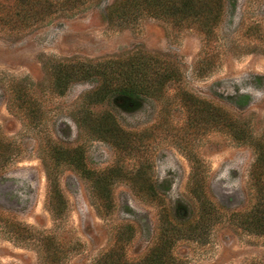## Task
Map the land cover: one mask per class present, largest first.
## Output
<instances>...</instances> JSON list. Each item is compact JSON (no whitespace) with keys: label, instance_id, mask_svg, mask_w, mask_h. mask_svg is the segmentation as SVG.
<instances>
[{"label":"rangeland","instance_id":"obj_1","mask_svg":"<svg viewBox=\"0 0 264 264\" xmlns=\"http://www.w3.org/2000/svg\"><path fill=\"white\" fill-rule=\"evenodd\" d=\"M35 1L0 0V132L19 155L0 169V264H40L38 247L16 240L3 227L15 223L53 233V258L60 264H97L109 259L115 246L123 262H139L160 240L164 211L175 208L180 215H169V226L180 224L175 219L186 226L197 217L189 154H197L206 166L220 216L197 240H179L172 264H264V236L243 229L239 221V213L257 204L251 180L254 148L193 120L183 100L191 94L228 108L255 137L264 134V0H219L222 22L208 43L186 18L144 17L131 26L111 25L107 11L119 0L82 3L68 18L56 8L44 11ZM205 1L209 10L217 0ZM134 52L169 60L181 80L163 102L150 101L129 112L112 103L92 107L96 113L112 111L135 139L136 149L121 151L74 122L97 82H74L60 93L52 71L63 61L98 62ZM35 116L42 119L31 121ZM50 136L83 146L89 170L113 171L110 212H99L90 182L65 166L59 180L67 206L62 224L55 222L42 160ZM163 181L158 202L135 184Z\"/></svg>","mask_w":264,"mask_h":264},{"label":"trees","instance_id":"obj_2","mask_svg":"<svg viewBox=\"0 0 264 264\" xmlns=\"http://www.w3.org/2000/svg\"><path fill=\"white\" fill-rule=\"evenodd\" d=\"M90 1L94 0H38L34 4L43 5L44 11L56 8L68 18L71 16L69 12L80 9V4ZM206 3L205 0H119L107 11L106 19L111 25L131 26L144 17L169 22H184L180 18H186L192 20L208 43L222 22L223 3L217 0L209 10L206 9ZM52 72L55 90L60 93L74 82H97V89L84 98V110L74 122L92 138L108 142L121 151L136 149L135 139L131 140L112 111L96 113L92 107L112 103L117 108L129 112L150 101L163 102L170 97L171 87L181 80L179 68L158 54L146 52H134L124 57L98 62L73 64L71 61H63ZM183 100L193 115V120L207 123L210 128L229 135L234 142L249 144L254 148L256 160L251 169V180L257 190V204L250 211L239 213V221L243 229L264 236V134L255 137L252 128L241 124L239 115L228 108L199 100L191 94H185ZM40 119L42 118L35 116L30 120ZM42 152L48 182L47 205L56 223L62 224L67 206L59 180V174L65 166L77 170L90 182L101 214L113 209L111 188L115 184L114 173L112 170L108 174L89 170L85 163L83 146L72 145L50 136L46 137ZM18 156V151L11 150L9 140L0 132V169H4L10 162H15ZM187 156L191 163L190 189L197 205V217L186 226L178 219L175 221L180 224L169 226L168 216L172 218L180 215L175 212V208H171V211L168 208L163 212L166 218L162 216L164 229L160 240L143 259L137 263L123 262L121 257L117 256L118 247L115 246L111 256L108 255L111 261L106 257L97 264H172V250L179 240H197L213 228L220 213L209 193L206 166L197 154ZM164 183L135 184L145 190L153 200L157 197L158 202L161 199L158 198L159 191L165 187ZM3 227L8 229L16 240H25L36 245L39 249L40 264H60L56 255L53 258V233L39 234L19 223Z\"/></svg>","mask_w":264,"mask_h":264},{"label":"clouds","instance_id":"obj_3","mask_svg":"<svg viewBox=\"0 0 264 264\" xmlns=\"http://www.w3.org/2000/svg\"><path fill=\"white\" fill-rule=\"evenodd\" d=\"M261 94L259 92L256 93V96L259 97Z\"/></svg>","mask_w":264,"mask_h":264}]
</instances>
